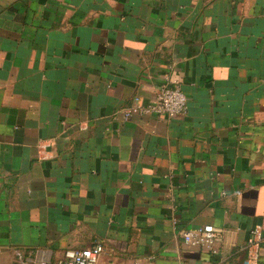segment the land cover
<instances>
[{"label":"crops","instance_id":"obj_1","mask_svg":"<svg viewBox=\"0 0 264 264\" xmlns=\"http://www.w3.org/2000/svg\"><path fill=\"white\" fill-rule=\"evenodd\" d=\"M175 85L186 115L126 118ZM256 227L264 0H0V264H244Z\"/></svg>","mask_w":264,"mask_h":264},{"label":"built area","instance_id":"obj_2","mask_svg":"<svg viewBox=\"0 0 264 264\" xmlns=\"http://www.w3.org/2000/svg\"><path fill=\"white\" fill-rule=\"evenodd\" d=\"M187 113L188 99L180 85L163 87L158 91L155 99L147 105L143 104L140 98H136L134 104L125 111L127 119H130L133 115H157L159 117L176 118ZM44 146V142L40 144V148ZM263 237L264 230L261 227H256L252 230L248 241L249 258L244 264H259V247L264 239ZM221 238V230L211 225L184 232V239L188 245L202 247L209 251L210 254L217 253L216 245ZM105 251L103 244L98 242L89 248L68 250L65 257L54 264H117L102 260ZM155 260L156 257L154 256L139 257L131 264H155ZM12 264H27V262L20 258Z\"/></svg>","mask_w":264,"mask_h":264}]
</instances>
